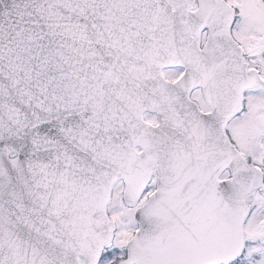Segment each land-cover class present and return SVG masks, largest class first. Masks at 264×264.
Segmentation results:
<instances>
[{"label": "snow or ice", "instance_id": "1", "mask_svg": "<svg viewBox=\"0 0 264 264\" xmlns=\"http://www.w3.org/2000/svg\"><path fill=\"white\" fill-rule=\"evenodd\" d=\"M0 264H264V0H0Z\"/></svg>", "mask_w": 264, "mask_h": 264}]
</instances>
